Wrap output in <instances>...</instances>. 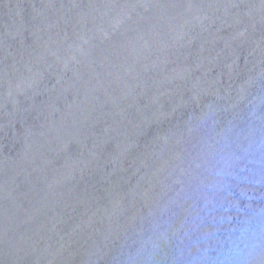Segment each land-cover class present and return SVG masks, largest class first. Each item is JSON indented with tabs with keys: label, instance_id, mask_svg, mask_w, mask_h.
Returning a JSON list of instances; mask_svg holds the SVG:
<instances>
[{
	"label": "water",
	"instance_id": "water-1",
	"mask_svg": "<svg viewBox=\"0 0 264 264\" xmlns=\"http://www.w3.org/2000/svg\"><path fill=\"white\" fill-rule=\"evenodd\" d=\"M0 264H264V0H0Z\"/></svg>",
	"mask_w": 264,
	"mask_h": 264
}]
</instances>
